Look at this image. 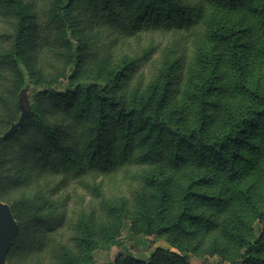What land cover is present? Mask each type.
Segmentation results:
<instances>
[{
  "label": "trees",
  "instance_id": "trees-1",
  "mask_svg": "<svg viewBox=\"0 0 264 264\" xmlns=\"http://www.w3.org/2000/svg\"><path fill=\"white\" fill-rule=\"evenodd\" d=\"M0 20L3 134L32 90V113L0 149V198L19 226L9 264H93L134 209L155 238L149 258L114 264L200 253L264 264V201L255 185L223 194L218 178L254 168L264 184V86L248 81L245 56L264 35V0H44L37 11L0 0Z\"/></svg>",
  "mask_w": 264,
  "mask_h": 264
},
{
  "label": "rangeland",
  "instance_id": "rangeland-1",
  "mask_svg": "<svg viewBox=\"0 0 264 264\" xmlns=\"http://www.w3.org/2000/svg\"><path fill=\"white\" fill-rule=\"evenodd\" d=\"M22 1L25 4H30L35 6L37 11V6H40V3L43 2L44 0H22ZM7 28H10V25L0 20V33L5 31ZM261 38H264V35L261 36ZM260 39L254 43L255 45L251 50H248L246 52L245 56L247 63L248 81L254 85L263 87L264 86V54L262 55L258 49L259 47H261V44H259ZM4 43L3 44L0 43V46L7 47L8 43L6 44ZM2 89H3V85L0 84V90ZM31 94H32V90L29 87L20 91L19 94L20 113L18 120L21 117L22 111L28 112L26 118H28L32 113V111L30 110ZM2 134L3 132L2 130H0V136H2ZM193 173H195V175L193 176L196 178L203 174V172L199 170H193ZM164 174L166 175L167 171ZM218 178L222 182L220 186V192H223V194L228 193L231 195H235V194L237 195L238 189L240 188L245 189L249 185L252 186L255 185L252 188V190L253 189L256 190L255 191L256 199L260 202L264 201V184L260 183V178L258 176L256 169L253 168L249 170L247 173H245V175L241 179L232 183H228V181L223 180L219 175ZM118 180L121 181L119 178ZM183 181H185V178L182 179V182ZM110 190L112 194L115 196L127 193V184L122 182V184L119 187H114V185L111 183ZM79 193L86 194V199L91 197L89 192H85L84 190H79ZM0 201L7 204L10 208L11 202L9 200L7 201L0 198ZM152 207L153 208L150 210V213L153 216L155 213V206ZM243 210H245L244 212L245 215L247 216L248 221H252L254 216L250 214L248 209H245L243 207ZM115 224H117V226L114 229V232L116 234V243L110 247L108 241L104 240L103 238H100L97 244L98 248L92 254V258L94 260L93 264H114L117 257H123V256L129 258L133 256L139 260L148 259L152 248L151 246L155 238L152 235H146L144 231L143 232L141 231L142 230L141 226H144L145 222L139 217L138 210L137 209L132 210L130 213L123 216V218H121L119 221H115ZM133 224L136 225L134 229L136 233L130 230ZM153 224H155V227L157 226V222H153ZM252 227H254V225H252ZM255 230H256V226H255ZM18 231H19V226H18ZM256 233L258 234V231H256ZM200 254H201L200 257L191 256V258L189 259V263L190 264H229L227 259H222L221 257L218 256H211L208 253H200ZM36 260H37V256L32 255L29 257H25V255L23 254V255L14 256L12 263L34 264ZM6 264H9L7 259H6Z\"/></svg>",
  "mask_w": 264,
  "mask_h": 264
},
{
  "label": "water",
  "instance_id": "water-1",
  "mask_svg": "<svg viewBox=\"0 0 264 264\" xmlns=\"http://www.w3.org/2000/svg\"><path fill=\"white\" fill-rule=\"evenodd\" d=\"M28 112L22 111L19 120L0 136V149L2 141L6 140L15 130L23 124ZM18 231V224L13 217L9 206L0 201V264H6V257Z\"/></svg>",
  "mask_w": 264,
  "mask_h": 264
}]
</instances>
